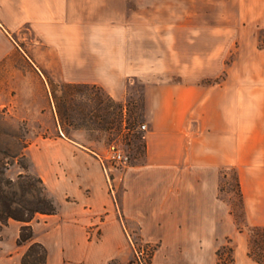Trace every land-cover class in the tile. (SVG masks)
<instances>
[{
	"label": "crops",
	"instance_id": "1",
	"mask_svg": "<svg viewBox=\"0 0 264 264\" xmlns=\"http://www.w3.org/2000/svg\"><path fill=\"white\" fill-rule=\"evenodd\" d=\"M163 1L0 0V107L27 120L30 171L58 208L32 222L47 264H128L134 236L163 242V264H205L210 236L235 240L234 264H260L227 227L220 183L235 169L246 223L264 227V0H229L232 12L218 0L215 16L162 14ZM49 80L116 101L141 81L143 161L107 171L103 152L62 130ZM23 224L0 220V264H22Z\"/></svg>",
	"mask_w": 264,
	"mask_h": 264
},
{
	"label": "rangeland",
	"instance_id": "2",
	"mask_svg": "<svg viewBox=\"0 0 264 264\" xmlns=\"http://www.w3.org/2000/svg\"><path fill=\"white\" fill-rule=\"evenodd\" d=\"M217 3L218 0H165L160 3L159 8L162 14L175 9L178 15L200 14L207 9L215 16ZM224 10L232 12L233 6L229 0H225ZM200 20V15L194 19L196 23H200ZM209 68L216 69L217 66H209ZM228 68L229 65H226L223 72L215 80L210 81H223ZM51 88L56 94L55 100L58 106L61 107V128L67 135L90 141L89 144L103 152L104 155L108 153L112 144H118L129 153L130 163L143 161L146 154V129L142 127L145 120L141 81L135 82L123 101H116L96 85L54 84ZM29 139L30 129L27 120L18 116L9 106L0 107V157L4 158V161H11L6 168L8 178L18 179L20 173L34 174L30 171L31 162L28 157L23 160L30 163L29 168L25 169L12 156L3 153L7 148L11 153L21 150L24 140ZM108 164L113 165V162L110 161ZM37 185L41 186L39 182ZM220 197L228 205L233 218V223L227 227H235L238 232H244L238 234L244 238L249 250L250 248L259 249L257 244L261 237L257 235L255 227L248 226L246 223L242 192L235 169L222 170ZM220 240L219 236L207 238L204 248L205 264L211 263L213 254L216 264H234L235 240L228 236ZM131 243L133 255L128 264H163L159 262L158 254L156 256L157 249L163 242H149L134 236ZM166 243L165 246H167ZM172 263L173 261L169 258L165 262V264Z\"/></svg>",
	"mask_w": 264,
	"mask_h": 264
},
{
	"label": "trees",
	"instance_id": "3",
	"mask_svg": "<svg viewBox=\"0 0 264 264\" xmlns=\"http://www.w3.org/2000/svg\"><path fill=\"white\" fill-rule=\"evenodd\" d=\"M49 82L51 86L60 84L53 80H49ZM52 92L55 100L56 94L54 91ZM55 103L60 120L61 107L58 106L56 100ZM22 145L23 147L19 151L11 153L7 148L3 153L9 154L14 160L20 162L23 168L28 169L30 163L23 161L27 159L24 149L27 147L28 141L24 140ZM10 163V160L4 161V158L0 157V220L2 226L8 224L10 219L22 221L24 224L20 229L18 244L30 243L22 257V264H47V247L42 242L34 240L35 231L32 222L39 214L56 213L58 211L57 205L40 176L20 173L18 179L8 178L6 168ZM38 182L41 186L37 185ZM255 230L257 235L261 237L257 244L259 249L250 248L249 254L257 262L264 264V227L256 226Z\"/></svg>",
	"mask_w": 264,
	"mask_h": 264
},
{
	"label": "built area",
	"instance_id": "4",
	"mask_svg": "<svg viewBox=\"0 0 264 264\" xmlns=\"http://www.w3.org/2000/svg\"><path fill=\"white\" fill-rule=\"evenodd\" d=\"M142 127L146 129L147 125L144 123ZM102 160L106 170L108 171L109 170L108 162L110 161L113 162V165L115 166L128 165L130 163V155L129 153H127V151L124 148L114 143L109 147L108 153L105 156H103ZM110 182H111V188L114 190L115 186L112 184L111 179Z\"/></svg>",
	"mask_w": 264,
	"mask_h": 264
}]
</instances>
